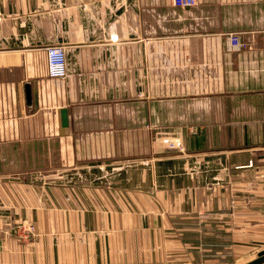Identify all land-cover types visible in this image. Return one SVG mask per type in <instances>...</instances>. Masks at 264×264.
Wrapping results in <instances>:
<instances>
[{
	"label": "crops",
	"instance_id": "obj_1",
	"mask_svg": "<svg viewBox=\"0 0 264 264\" xmlns=\"http://www.w3.org/2000/svg\"><path fill=\"white\" fill-rule=\"evenodd\" d=\"M0 8V264L264 251V0ZM49 46L65 48L67 78L49 77ZM166 137L185 150H158Z\"/></svg>",
	"mask_w": 264,
	"mask_h": 264
},
{
	"label": "built area",
	"instance_id": "obj_2",
	"mask_svg": "<svg viewBox=\"0 0 264 264\" xmlns=\"http://www.w3.org/2000/svg\"><path fill=\"white\" fill-rule=\"evenodd\" d=\"M198 0H173L176 7H192L197 5ZM4 21V14L0 8V25ZM229 45L232 50L239 51L243 49L244 45L237 34L229 36ZM48 74L52 79H65L68 77L67 56L63 46H49L46 49ZM170 148L182 149L179 140H166L164 142Z\"/></svg>",
	"mask_w": 264,
	"mask_h": 264
},
{
	"label": "rangeland",
	"instance_id": "obj_3",
	"mask_svg": "<svg viewBox=\"0 0 264 264\" xmlns=\"http://www.w3.org/2000/svg\"><path fill=\"white\" fill-rule=\"evenodd\" d=\"M166 140H179L177 138H169V137H166V138H162L161 141L157 142V146L156 148L158 150H162L163 148L166 149V150H177V151H184L185 148L181 142V145H182V149H179V148H170L168 147V144H165L164 142ZM33 225L32 224H28V223H20L16 226L15 228V232H16V235L18 237V239H21V240H25L27 241L28 239H30V237H32L33 235ZM264 255V251L262 252H259V253H253L250 257H247V258H240V256H237L236 260L235 261H232L231 259L230 260H223L221 262V264H247L261 256Z\"/></svg>",
	"mask_w": 264,
	"mask_h": 264
},
{
	"label": "water",
	"instance_id": "obj_4",
	"mask_svg": "<svg viewBox=\"0 0 264 264\" xmlns=\"http://www.w3.org/2000/svg\"><path fill=\"white\" fill-rule=\"evenodd\" d=\"M68 127H69L68 111L64 109L61 111V128L66 129ZM247 264H264V255Z\"/></svg>",
	"mask_w": 264,
	"mask_h": 264
}]
</instances>
